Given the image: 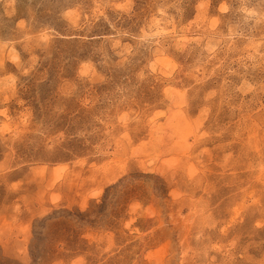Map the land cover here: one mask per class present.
Returning a JSON list of instances; mask_svg holds the SVG:
<instances>
[{
    "label": "rangeland",
    "instance_id": "obj_1",
    "mask_svg": "<svg viewBox=\"0 0 264 264\" xmlns=\"http://www.w3.org/2000/svg\"><path fill=\"white\" fill-rule=\"evenodd\" d=\"M0 264H264V0H0Z\"/></svg>",
    "mask_w": 264,
    "mask_h": 264
}]
</instances>
